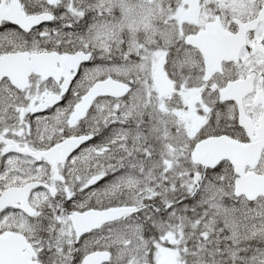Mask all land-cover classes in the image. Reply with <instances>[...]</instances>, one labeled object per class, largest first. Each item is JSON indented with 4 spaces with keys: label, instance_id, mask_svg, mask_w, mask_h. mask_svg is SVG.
<instances>
[{
    "label": "snow or ice",
    "instance_id": "6c2138e0",
    "mask_svg": "<svg viewBox=\"0 0 264 264\" xmlns=\"http://www.w3.org/2000/svg\"><path fill=\"white\" fill-rule=\"evenodd\" d=\"M0 264H264V0H0Z\"/></svg>",
    "mask_w": 264,
    "mask_h": 264
}]
</instances>
